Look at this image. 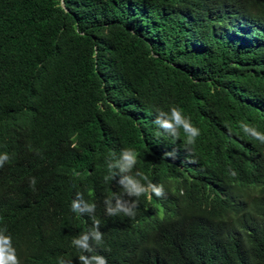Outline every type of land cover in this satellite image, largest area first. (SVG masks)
Returning <instances> with one entry per match:
<instances>
[{
  "label": "trees",
  "instance_id": "16d2710c",
  "mask_svg": "<svg viewBox=\"0 0 264 264\" xmlns=\"http://www.w3.org/2000/svg\"><path fill=\"white\" fill-rule=\"evenodd\" d=\"M171 106L200 129L191 153L154 124ZM241 122L264 133V0H0V230L20 264H80L78 192L108 264H264V144ZM125 148L165 191L135 219L104 205Z\"/></svg>",
  "mask_w": 264,
  "mask_h": 264
},
{
  "label": "clouds",
  "instance_id": "9594fccd",
  "mask_svg": "<svg viewBox=\"0 0 264 264\" xmlns=\"http://www.w3.org/2000/svg\"><path fill=\"white\" fill-rule=\"evenodd\" d=\"M240 5L252 4L256 0H237ZM157 115L154 124L163 133L171 136L173 139H179L181 130L185 136V150L191 153V146L195 144L197 137L200 135V129L195 127L191 122L190 117H186L182 110L177 106H171L169 111L156 110ZM240 128L243 132L264 144V133L258 131L256 128L251 127L249 124L241 122ZM157 137L161 132H157ZM176 151L166 152L165 157L176 158ZM137 152L131 148H125L121 151L119 158L109 160L107 162L108 175L104 177L105 181L115 180L116 183L123 190V196H109L104 200L105 211L108 216L122 215L135 219L136 209L139 206L141 197H146L151 200L153 196L163 198L165 196L164 186L162 184H155L149 180L148 176L142 171H136L133 175V169L137 164ZM10 160L7 152L0 154V168H3L5 163ZM190 162H195L190 161ZM229 174L232 177L237 175L235 170L229 169ZM79 176V173H75ZM146 183H144V182ZM30 184L35 186V178H31ZM246 183L240 181H233L226 184L217 195L222 202L235 201L241 198L240 186ZM13 191V190H12ZM124 197H127L125 199ZM96 205L89 203L84 199L82 193H77L76 198L71 203V211L77 214H88L92 217V227L78 236L74 237L71 241L80 255V264H108V260L103 255L96 254L94 245L98 246L103 243V233L100 230L101 221L94 215ZM7 229L0 230V264H20L19 257L17 256L16 249L12 244L10 235H6ZM59 264H70L63 258L59 260Z\"/></svg>",
  "mask_w": 264,
  "mask_h": 264
}]
</instances>
